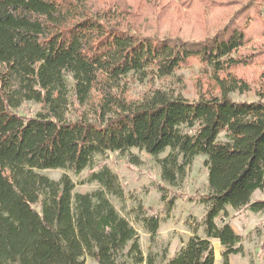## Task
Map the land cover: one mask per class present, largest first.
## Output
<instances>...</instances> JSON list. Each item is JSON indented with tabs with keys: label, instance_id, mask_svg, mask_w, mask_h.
<instances>
[{
	"label": "trees",
	"instance_id": "1",
	"mask_svg": "<svg viewBox=\"0 0 264 264\" xmlns=\"http://www.w3.org/2000/svg\"><path fill=\"white\" fill-rule=\"evenodd\" d=\"M263 8L264 0H0V264H85L86 256L157 264L112 203L123 189L107 165L81 181L99 185L90 192H76L67 173H43L79 175L97 156L132 149L155 157L173 187L205 157L204 236L194 229L170 258L164 249L166 264H215L212 239L222 246L220 264L243 254L228 208L264 215V198L253 200L264 191V73L254 87L238 71L264 63ZM153 18L188 30H150ZM194 60L211 70L218 93L128 96L130 75L165 78ZM252 90L255 100L232 96ZM74 96L84 109L73 118ZM27 102L43 111L19 113ZM164 190L169 214L177 197ZM134 218L155 242L162 217L140 204Z\"/></svg>",
	"mask_w": 264,
	"mask_h": 264
},
{
	"label": "rangeland",
	"instance_id": "2",
	"mask_svg": "<svg viewBox=\"0 0 264 264\" xmlns=\"http://www.w3.org/2000/svg\"><path fill=\"white\" fill-rule=\"evenodd\" d=\"M158 11V10H157ZM264 13V8H263ZM162 24V25H160ZM150 30L158 32L179 33L187 31V27L175 21L166 19L156 22L153 18L147 26ZM240 75L253 83L254 87L260 81L264 73V63H256L239 68ZM128 96L130 98H141L144 93L154 88H163L171 94H181L190 100H197L201 96L208 97L219 92V88L213 79L211 70L204 63L194 60L188 66L177 70L173 75L165 78L149 79L143 75L132 74L128 78ZM237 100H255L254 90L245 94H232ZM73 97V106L70 109V117H76L83 112V109ZM39 111H43L42 104L27 102L18 109V112L26 116H35ZM167 153V152H166ZM166 153L160 155L165 156ZM131 155L137 157L133 162ZM204 156L195 158L193 164L188 168L184 181L177 187L166 184L161 179V168L155 157L141 151L132 149L130 154L120 152H107L102 156H97L95 162L79 175L61 169L44 170L43 173L53 179H59L67 173L76 183V192H90L99 188L97 183H81L91 171L98 170L102 165H107L117 174L120 185L123 189V196L110 195V199L119 212L129 219L141 236V246L144 254L152 252L157 256V264H166L162 259L164 249L168 251V257L174 256L178 250L193 235L194 229L198 234L204 236L201 226L202 217L206 212V205L200 202L199 197L208 192L207 175L208 170L204 165ZM163 187L164 193L168 197L176 196V204L173 210L167 214L165 203L161 200L160 189ZM264 191L257 190L253 195V200L263 199ZM149 209V213H156L162 217L159 235L155 242L150 241V235L145 231L142 224L135 222V209L139 205ZM228 220L237 233L242 235L243 254L232 255L231 264H262L264 254V215L253 213L247 208L234 210L228 208ZM215 249V264H220L222 257V246L216 239H212ZM85 264H98L95 259L86 256Z\"/></svg>",
	"mask_w": 264,
	"mask_h": 264
}]
</instances>
